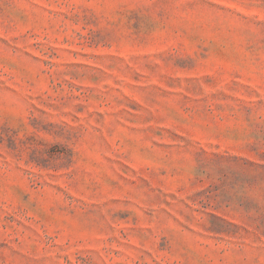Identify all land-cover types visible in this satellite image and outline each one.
<instances>
[{"label": "rangeland", "instance_id": "1", "mask_svg": "<svg viewBox=\"0 0 264 264\" xmlns=\"http://www.w3.org/2000/svg\"><path fill=\"white\" fill-rule=\"evenodd\" d=\"M0 264H264V0H0Z\"/></svg>", "mask_w": 264, "mask_h": 264}]
</instances>
